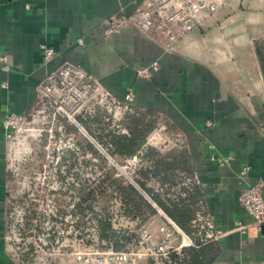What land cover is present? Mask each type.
Segmentation results:
<instances>
[{"label":"crops","instance_id":"0c3cea01","mask_svg":"<svg viewBox=\"0 0 264 264\" xmlns=\"http://www.w3.org/2000/svg\"><path fill=\"white\" fill-rule=\"evenodd\" d=\"M217 1L220 9L167 51L160 36L134 27L105 36L106 21L132 14L134 0H0V264H18L6 238L10 145L2 123L7 113H31L36 87L64 62L120 100L132 88L134 108L182 137L205 210L226 233L201 248L205 264H264V226L255 227L238 201L264 181V0ZM44 42L55 51L50 61ZM153 61L159 68L150 78L137 75ZM211 154L227 163L218 166Z\"/></svg>","mask_w":264,"mask_h":264},{"label":"rangeland","instance_id":"374dc122","mask_svg":"<svg viewBox=\"0 0 264 264\" xmlns=\"http://www.w3.org/2000/svg\"><path fill=\"white\" fill-rule=\"evenodd\" d=\"M131 113L118 116L112 122L111 119L106 120V113L98 111L96 116L79 118L78 123L84 130L60 118L52 120L47 113L35 114L36 117L28 118V125L14 134L9 143L6 238L10 255L18 264H119L114 255L106 254L110 249L116 251L110 242L99 237L98 221H107L111 228L114 225L116 235L129 238L127 243L119 241L124 249L134 239H140L151 219L156 221V225L164 221L160 211L168 217L152 201L151 195L174 202L187 198L194 178L179 180V177L174 185H162L156 179L147 178L144 183L150 195L137 184L144 180L140 172L149 168L148 160L142 156L144 150L150 148L157 155L181 149L174 144L177 134L170 133L160 117L158 120L147 119L152 129L137 156L130 159L110 157L106 152L112 161L103 156L100 149H104L97 138L103 134L104 128L115 135H127L125 125L133 115ZM80 120L88 122L90 130ZM80 144H90L104 159L91 154V151L80 152ZM107 176H112L122 186H133L154 208L155 214L144 206L141 215H127L116 194L108 191L102 195L97 190L93 196L92 211L86 208V203L79 209L76 204L82 194L99 185L106 189L108 182L102 183L101 180ZM199 208L198 204L193 211L190 234L173 221L194 246L183 249L180 257H172V262L176 259L177 264L183 263L188 249L198 251L210 244L203 236L196 237L192 228L191 221ZM130 222L134 223L132 227H126ZM156 225L149 230L156 232ZM128 229L133 233L129 234Z\"/></svg>","mask_w":264,"mask_h":264},{"label":"built area","instance_id":"2783aa9c","mask_svg":"<svg viewBox=\"0 0 264 264\" xmlns=\"http://www.w3.org/2000/svg\"><path fill=\"white\" fill-rule=\"evenodd\" d=\"M134 3L136 9L129 16H114L106 21L105 36L111 37L122 29L134 27L143 33H155L160 36L167 51H173L179 39L199 29L204 21L221 7V3L217 0H134ZM76 43L82 47L83 38L77 39ZM39 49L46 61L54 58V49L45 42L39 44ZM158 68L159 62L153 61L149 66L137 71V75L150 78ZM3 69L7 70L6 67ZM133 102L132 88L127 89L123 99L120 100L82 67L64 62L48 73L36 87L35 108L31 113L28 115L6 114L2 123L4 138L7 143H10L14 134L28 125V118L36 117L35 114L47 113L52 120L60 118L70 125L81 128L78 123L79 118L93 117L100 111L108 115L107 121L111 119L113 122V119L118 116L122 117L127 112L131 113ZM206 125L209 126L210 123L207 122ZM174 141L175 146L183 148L180 135H176ZM208 149L213 151V145H208ZM100 150L107 160L112 161L105 150ZM209 160L218 166L227 163V159L213 154L209 156ZM247 172L248 168L244 167L240 171V177ZM194 179L198 184L196 176ZM263 187L264 181L259 179L254 185L243 189L238 198L240 206L253 219L254 226L258 229L264 226ZM199 207V212L191 221L194 234L196 237L203 236L207 243L218 242L226 233L215 227L212 218L205 210L204 202H200ZM159 214L162 215L163 222L156 225V221L151 219L140 239L137 241L134 239L122 251L114 252L110 249L106 254L114 255L119 264H177L176 259L172 262V257H180L183 249L193 247L194 244L172 220L161 211ZM132 224L134 223H127L126 227L131 228ZM152 225H156V232L149 230ZM126 227L123 228L127 229ZM111 229L116 230L114 225ZM128 230L129 234L133 233L132 230ZM237 230L245 233L247 227L237 223Z\"/></svg>","mask_w":264,"mask_h":264},{"label":"trees","instance_id":"16d2710c","mask_svg":"<svg viewBox=\"0 0 264 264\" xmlns=\"http://www.w3.org/2000/svg\"><path fill=\"white\" fill-rule=\"evenodd\" d=\"M264 72V66H263ZM128 118V122L125 125L127 129V135H115L113 132L106 130L104 127L103 134L97 138L101 147L106 150L108 155L121 156L124 158H133L137 156L138 152L145 145V137L151 131L152 126L147 119L156 118L159 116L146 114L134 107H132V113ZM80 123L86 125L90 130L91 126L88 122L80 120ZM78 149L80 152L85 153V150L91 151V154L96 155L103 160V156L96 153L90 144H80ZM186 149L175 148L171 149L163 154H155V152L147 148L143 152V157L148 160L149 168L146 171H141L140 174L144 178L143 181H138L139 187L150 195L149 190L145 188V179L153 178L160 182L162 185H174L177 180L193 179L194 171L189 169L187 164V156L185 154ZM111 157V156H110ZM178 178V179H177ZM177 179V180H176ZM194 180V179H193ZM102 183L108 182L106 189L102 185H99L96 189H90L88 193L82 194L79 198V203L76 206L80 209L83 203H86V208L92 211V201L96 190L104 195L106 192L116 194L123 203L125 213L127 215L135 216L142 214V207H146L151 213L155 214L154 208L140 195V193L131 185L122 186L118 180L113 179L112 176H107L101 180ZM199 185L196 181H193L191 189L186 199L174 201H164L160 196L151 195L152 201L172 220L174 221L184 232L191 233L190 220L192 219L193 211L200 202L203 201V197L198 191ZM82 211V210H81ZM100 226L99 237L106 242H110L115 251L123 249V244L119 241L127 243L128 237L116 235L110 224L107 221H98ZM120 238V239H119ZM203 247V246H202ZM201 249L195 251L194 249H188L186 251L187 256L185 261L180 264H205L206 259L202 257ZM201 257V258H200Z\"/></svg>","mask_w":264,"mask_h":264}]
</instances>
